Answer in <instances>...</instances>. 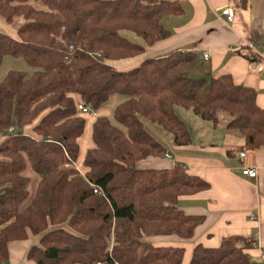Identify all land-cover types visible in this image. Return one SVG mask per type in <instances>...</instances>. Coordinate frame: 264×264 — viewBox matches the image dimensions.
Segmentation results:
<instances>
[{
    "label": "trees",
    "instance_id": "16d2710c",
    "mask_svg": "<svg viewBox=\"0 0 264 264\" xmlns=\"http://www.w3.org/2000/svg\"><path fill=\"white\" fill-rule=\"evenodd\" d=\"M250 1L236 0V7L247 9ZM180 11L168 0H0L5 23L23 19L17 40L0 33V65L12 56L37 69L30 77L10 71L0 83V264L9 261L12 244L30 236L37 244L26 257L34 264H183L185 248L151 241L193 239L203 217L185 215L177 204L210 184L182 163L143 166L167 153L144 121L184 147L190 131L177 107L214 128L223 119L225 129L238 132L255 152L264 148V108L253 87L235 84L228 74L191 80L196 53L173 50L128 69L107 64L143 56L170 38L162 20ZM245 57L252 65L260 60L250 50ZM114 95L126 98L113 114L123 129L97 116L93 147L78 170L87 120L77 105L96 111ZM29 126L33 135L23 133ZM27 171L38 181L22 208ZM255 245L242 235L218 247L197 244L188 264H252Z\"/></svg>",
    "mask_w": 264,
    "mask_h": 264
},
{
    "label": "crops",
    "instance_id": "0c3cea01",
    "mask_svg": "<svg viewBox=\"0 0 264 264\" xmlns=\"http://www.w3.org/2000/svg\"><path fill=\"white\" fill-rule=\"evenodd\" d=\"M168 1H177L181 8L179 14L169 15L162 20L171 37L148 48L143 56H162L173 50L196 53L199 56L196 69L201 76L230 75L235 84L253 87L257 104L264 108V61L257 56L260 60L254 66L263 65V69L250 70V63L245 57L249 50L244 46L245 42H249L264 48V0H251L247 9L237 8L236 0ZM225 7H231L235 12L234 20L229 25L221 16ZM204 53L210 54L208 61H203ZM261 54L264 56V50ZM142 60L140 57L116 69L131 68ZM184 111H176V114L189 128L190 144L175 146L170 134L151 124L159 137L157 141L167 153L160 160L150 158L142 165L171 168L175 163H182L189 172L207 181L210 184L208 191L182 197L177 204L185 215L203 217V222L190 241L175 237L152 241L191 244L188 246L191 251L197 244L218 247L222 239L232 235L252 237L256 241L252 259L257 264H264V148L248 151L244 138L238 132L226 130L223 123L214 128L210 122L194 114L191 122L185 114L188 110ZM99 114L105 112L100 110L97 116ZM94 119L90 127H85L78 141L82 161L86 151L93 147L91 134ZM23 132L33 135L30 126L24 128ZM241 152L245 153L243 159L239 157ZM82 161L76 163L78 170H81ZM245 169H255L257 177L248 178L243 173ZM252 215L256 218L254 222L250 221ZM35 244L37 238L32 236L27 241L12 244L10 259L6 264H34L26 256L28 249ZM185 255L183 261L186 263L190 252L187 258Z\"/></svg>",
    "mask_w": 264,
    "mask_h": 264
},
{
    "label": "rangeland",
    "instance_id": "374dc122",
    "mask_svg": "<svg viewBox=\"0 0 264 264\" xmlns=\"http://www.w3.org/2000/svg\"><path fill=\"white\" fill-rule=\"evenodd\" d=\"M23 23V19L19 18L16 19L15 22L13 24H7L5 23L1 17H0V33H3L5 35H8L9 37H11L14 40L18 39V34H17V29L22 25ZM124 38H126L127 40H129L130 42L139 44V45H143V42L140 38L136 37L134 34L129 33V32H121L120 33ZM141 58H145L144 56H140ZM135 58L136 60L139 59ZM135 59H129V60H119V61H109L107 62V64L113 68H121L126 64H129L132 60L135 61ZM10 71H18V72H22L24 74H26L27 77H30L35 71H37L36 68H33L31 66H29L24 59L19 58V57H12V56H6L2 59L1 65H0V83L3 81V79L6 77V75L10 72ZM188 76L191 80H198V79H210L209 77H203L199 74L198 69H193L191 71L188 72ZM203 77V78H202ZM126 98L122 95H114L112 97L109 98V100L98 110H96V114L100 113V110H103L105 112V114H99V117H106L108 118L111 123L113 125H115L116 127H119L121 129L122 126L120 124H118L114 118H113V114H114V109L117 105H119L120 103H122ZM176 111H181V112H185L184 109H181L179 107L176 108ZM185 114H187L186 116L190 118H194V115L191 111L186 112ZM83 115V114H82ZM182 115V114H181ZM85 117V119L87 120V124H86V129L88 127H90L92 116L91 115H83ZM189 119H187V121H189ZM191 120V122H193ZM194 120V119H193ZM224 120L221 119V123H223ZM188 123V122H187ZM151 124L144 121V127L146 129V131L152 136L154 137L156 140H159V137L157 136V134L152 130ZM24 133V132H23ZM87 133V130H86ZM84 152V151H83ZM82 153V152H81ZM79 155L77 164L81 163V158L83 157L82 155ZM26 176H28L30 178V184L28 186V197L25 200V202L22 205V208H25L29 202L31 197L34 194L35 188H36V184L38 181V177L32 173L31 171H27L25 173ZM152 245L154 246H175V247H184L186 250V255L185 258H187V253L190 252V256L189 259L185 261H183V264H188L190 257H191V251H189V247L191 246V244H180V243H175V242H153L151 241ZM219 245V244H218ZM252 264H257L253 259H252Z\"/></svg>",
    "mask_w": 264,
    "mask_h": 264
},
{
    "label": "built area",
    "instance_id": "2783aa9c",
    "mask_svg": "<svg viewBox=\"0 0 264 264\" xmlns=\"http://www.w3.org/2000/svg\"><path fill=\"white\" fill-rule=\"evenodd\" d=\"M221 16L223 17L225 24H227V25L232 24L234 17H235L234 9H232L231 7L223 8L221 11ZM244 46L264 61V56L261 54V52L264 50L263 46L251 44L249 42H245ZM209 56H210L209 53H204L202 55L203 61H208ZM262 69H263V65L254 66V65L250 64V70L261 71ZM77 110L83 115H91L92 118L97 117V114L95 111L91 110L88 107H85L82 103H79L77 105ZM9 131L11 132L12 130L10 129ZM244 156H245L244 152L239 153L240 159H243ZM243 173H244V175H246L250 179H255L257 177V172L255 169H245L243 171ZM95 193H96V191H95ZM255 220H256L255 216L252 215L250 217V221L254 222Z\"/></svg>",
    "mask_w": 264,
    "mask_h": 264
}]
</instances>
